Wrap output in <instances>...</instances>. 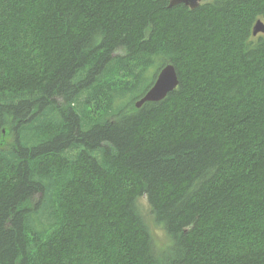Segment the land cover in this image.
Listing matches in <instances>:
<instances>
[{
	"label": "trees",
	"instance_id": "1",
	"mask_svg": "<svg viewBox=\"0 0 264 264\" xmlns=\"http://www.w3.org/2000/svg\"><path fill=\"white\" fill-rule=\"evenodd\" d=\"M168 2L0 0V264H264V0Z\"/></svg>",
	"mask_w": 264,
	"mask_h": 264
},
{
	"label": "water",
	"instance_id": "2",
	"mask_svg": "<svg viewBox=\"0 0 264 264\" xmlns=\"http://www.w3.org/2000/svg\"><path fill=\"white\" fill-rule=\"evenodd\" d=\"M202 0H169L168 7L183 4L195 9ZM264 33V22L257 20L252 27V34ZM179 83L177 71L173 64L168 63L160 67L150 87L135 102L136 107H140L145 102L162 100L169 92L174 90Z\"/></svg>",
	"mask_w": 264,
	"mask_h": 264
},
{
	"label": "rangeland",
	"instance_id": "3",
	"mask_svg": "<svg viewBox=\"0 0 264 264\" xmlns=\"http://www.w3.org/2000/svg\"><path fill=\"white\" fill-rule=\"evenodd\" d=\"M10 138L6 137V140H9ZM140 208L142 210V214L144 216V219L150 229V232L152 234L153 240L156 245L158 246H166L168 244V239L166 237L165 232L153 222L152 216L150 214L149 205L145 199V197H142L138 200Z\"/></svg>",
	"mask_w": 264,
	"mask_h": 264
}]
</instances>
